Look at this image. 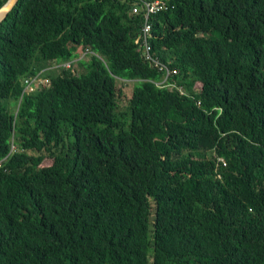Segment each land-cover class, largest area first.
Here are the masks:
<instances>
[{"label":"trees","instance_id":"trees-1","mask_svg":"<svg viewBox=\"0 0 264 264\" xmlns=\"http://www.w3.org/2000/svg\"><path fill=\"white\" fill-rule=\"evenodd\" d=\"M133 1L18 0L0 24V264H264V0L152 16L184 94L155 84Z\"/></svg>","mask_w":264,"mask_h":264},{"label":"built area","instance_id":"built-area-1","mask_svg":"<svg viewBox=\"0 0 264 264\" xmlns=\"http://www.w3.org/2000/svg\"><path fill=\"white\" fill-rule=\"evenodd\" d=\"M170 7H172V5L169 4L168 0H134L131 4L130 12L132 14H140L142 17L141 26L134 41L138 45L142 60L162 74L161 79L155 81V84L177 89L180 94H184L185 90L174 78L177 69L169 67L166 62L160 60L152 50L150 42L152 38V16ZM76 60L77 59L74 58L63 62H56L54 68H71ZM49 85L50 79L44 76L41 71L24 76L22 79L21 96L47 88ZM219 159L222 160L221 158ZM217 176L219 177V174H217Z\"/></svg>","mask_w":264,"mask_h":264},{"label":"rangeland","instance_id":"rangeland-1","mask_svg":"<svg viewBox=\"0 0 264 264\" xmlns=\"http://www.w3.org/2000/svg\"><path fill=\"white\" fill-rule=\"evenodd\" d=\"M86 58V57H85ZM56 63V62H54ZM53 63V64H54ZM52 64V63H50ZM50 66V65H49ZM72 70L74 73L78 74L84 71V68L81 65H78L77 63H74L72 65ZM134 81L131 80H125L121 78H117V90H118V110H126L127 100L131 95L132 89H133ZM199 84L197 83V86ZM10 102V101H9ZM15 109V106L13 103H8V110L10 112H13ZM19 140L18 134H13V138L11 140L12 142V148L16 147V143ZM49 163V159H44L40 165H47Z\"/></svg>","mask_w":264,"mask_h":264},{"label":"water","instance_id":"water-1","mask_svg":"<svg viewBox=\"0 0 264 264\" xmlns=\"http://www.w3.org/2000/svg\"><path fill=\"white\" fill-rule=\"evenodd\" d=\"M18 0H7L1 7H0V24L6 18L8 12L13 8V6L17 3Z\"/></svg>","mask_w":264,"mask_h":264},{"label":"crops","instance_id":"crops-1","mask_svg":"<svg viewBox=\"0 0 264 264\" xmlns=\"http://www.w3.org/2000/svg\"><path fill=\"white\" fill-rule=\"evenodd\" d=\"M78 58H80V56L77 57L76 59H78ZM53 63H54V62H53ZM53 63H52L50 66H48V68H50V69H56V68H54V66H55L56 64L54 63V64H55V65H54Z\"/></svg>","mask_w":264,"mask_h":264}]
</instances>
